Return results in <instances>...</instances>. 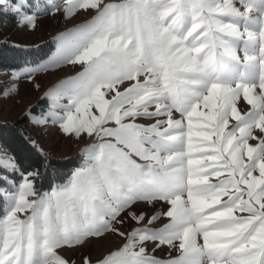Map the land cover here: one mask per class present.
Listing matches in <instances>:
<instances>
[{
    "label": "snow or ice",
    "instance_id": "obj_1",
    "mask_svg": "<svg viewBox=\"0 0 264 264\" xmlns=\"http://www.w3.org/2000/svg\"><path fill=\"white\" fill-rule=\"evenodd\" d=\"M0 13L72 24L37 68L79 70L24 116L83 142L47 190L32 137L17 129L41 157L31 170L0 146V264H264V0H0ZM109 236L118 246L93 257Z\"/></svg>",
    "mask_w": 264,
    "mask_h": 264
},
{
    "label": "rangeland",
    "instance_id": "obj_2",
    "mask_svg": "<svg viewBox=\"0 0 264 264\" xmlns=\"http://www.w3.org/2000/svg\"><path fill=\"white\" fill-rule=\"evenodd\" d=\"M71 26L72 24L65 22L59 13L55 16H41L37 21V27L35 29L18 26L17 19L0 24V40H7V42L18 47L37 45L48 39L53 41L51 52L34 65L13 70H6L0 67V88L9 84L13 72L20 73L22 69L27 71L37 68L38 65L45 66L49 57L57 52L55 37ZM76 70H79V66H76V69L71 65L59 68L49 67L47 71H42L37 68L32 76V80L20 79L18 81V91L11 94V98H0V121H13L15 118L22 115L24 116V113L29 110H31L33 115H39L42 111H47L49 101L44 98V92L61 79L74 75ZM5 73H7V75H5ZM35 84H39V89L35 87ZM42 98L44 99V104L41 101ZM35 102H37V107L39 108H29L31 104ZM24 125L28 134L37 142L39 147L49 155L53 157H65L80 154L83 142H77L65 137L60 133L58 128L35 127L30 123L28 118L24 121ZM80 162L81 159H79V163ZM79 163L75 165L72 170L77 167ZM68 176L60 183H64ZM118 244L119 240L117 237L109 236L104 241H97L94 243L91 248V255L93 257L101 256L109 248H114L118 246ZM64 255H72V253L66 251Z\"/></svg>",
    "mask_w": 264,
    "mask_h": 264
},
{
    "label": "trees",
    "instance_id": "obj_3",
    "mask_svg": "<svg viewBox=\"0 0 264 264\" xmlns=\"http://www.w3.org/2000/svg\"><path fill=\"white\" fill-rule=\"evenodd\" d=\"M16 18L11 15L0 13V24L11 22ZM53 48V41L48 39L37 45L18 47L10 42L0 40V67L6 70L18 69L34 65L44 59ZM44 104V99L41 100ZM29 108L37 109V102L31 104ZM27 118L20 116L13 121H0V146L7 148L19 161L22 168L31 170L41 166V157L24 139L21 138L17 129L23 130L25 135L30 136L25 128L24 121ZM31 137V136H30ZM51 164L47 168V179L43 182L45 190L51 184L62 182L72 168L79 163L80 154L65 157L51 156ZM43 170V169H42ZM17 179H19L17 177Z\"/></svg>",
    "mask_w": 264,
    "mask_h": 264
}]
</instances>
